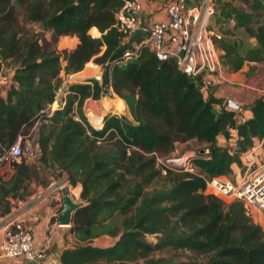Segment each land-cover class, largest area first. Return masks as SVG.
<instances>
[{"label":"trees","instance_id":"16d2710c","mask_svg":"<svg viewBox=\"0 0 264 264\" xmlns=\"http://www.w3.org/2000/svg\"><path fill=\"white\" fill-rule=\"evenodd\" d=\"M123 3L0 0V71L7 60L14 67L0 92V154L34 128L39 143L33 161L22 157L9 180L0 177V216L29 198L35 184L47 186L49 176L66 174L72 186L81 185L83 205L73 213V242L62 250L61 264H264V226L240 200H225L206 185L214 176L234 179L241 153L255 137L264 138V95L254 98L252 116L239 122L237 111L212 87L205 99L201 74L182 71L173 59L159 60L148 46L125 59L132 43L115 27ZM215 4L233 26L214 38L223 68L264 65V0ZM18 7L27 23L42 24L51 37L20 27ZM61 37L77 40L62 52ZM93 62L102 67L99 78L64 86L65 78ZM62 87L65 104L51 113L47 108ZM114 93L134 97L131 116L109 110L96 128L84 112L85 101ZM231 130L236 149L230 146ZM221 134L224 144L218 143ZM191 140L202 144L196 158L200 175L169 167L163 173L158 158L180 154L178 144ZM206 148L208 159L201 154ZM102 237L112 242L93 244Z\"/></svg>","mask_w":264,"mask_h":264},{"label":"built area","instance_id":"2783aa9c","mask_svg":"<svg viewBox=\"0 0 264 264\" xmlns=\"http://www.w3.org/2000/svg\"><path fill=\"white\" fill-rule=\"evenodd\" d=\"M216 11L215 0H171L166 5L165 18L148 20L143 14L142 0H124L117 12L115 27L123 40L131 41L132 46L125 50L123 57L132 59L143 46H148L159 60L173 59L182 71L193 76L201 74V87L207 100L209 89L215 84L217 75L224 70L222 53L214 41L215 37L220 38L221 35L210 27ZM138 30H143L144 34L134 38ZM10 77L8 83L11 82ZM72 80L73 76H70L64 86ZM63 89H59L55 101L48 106L51 113L64 106ZM37 139V135L20 136L10 149L0 154V177L3 181L9 180L14 174L16 161L22 157L29 161L35 159L39 151ZM229 142L232 149L238 147L237 136H231ZM201 154L207 159L211 157L208 148L203 149ZM196 158L197 153H183L165 159L158 158V161L163 173L169 167L200 175ZM241 161L242 165L239 172L234 174V179L224 176L208 178L207 190L225 200H240L247 214L264 217V138L255 137L252 145L241 153ZM65 187L67 183L53 180L44 190L21 203L13 204L7 214L0 216V256L22 257L28 261L45 260L48 257L45 248L35 246L34 234L25 223L24 216L54 195L61 199Z\"/></svg>","mask_w":264,"mask_h":264},{"label":"crops","instance_id":"0c3cea01","mask_svg":"<svg viewBox=\"0 0 264 264\" xmlns=\"http://www.w3.org/2000/svg\"><path fill=\"white\" fill-rule=\"evenodd\" d=\"M171 1V0H170ZM165 0H142L143 14L148 20L163 19L166 17V5L170 2ZM68 38V37H61ZM72 40H77L76 37H70ZM223 53L222 50H220ZM259 67L261 64L250 62L246 63L242 69L236 72H229L225 68L221 74L217 75L215 84L212 86L214 95L221 100L226 90H229L231 85L238 84L243 86H252L255 90L253 98L248 106H245V102H239L241 108L237 111V118L239 122H243L252 116L251 105L254 98L264 90V85L257 83L254 78V73L250 70V67ZM258 65V66H257ZM96 77V76H95ZM228 97H225V100ZM237 101L236 97H233ZM217 108L218 105L216 106ZM231 136H236L235 130L230 131ZM227 141V137L223 134L218 136V143L224 144ZM239 172V166L234 165V174ZM52 181L53 176H49ZM35 190L33 192H39L44 190L47 186L41 184H35ZM78 188V192H73ZM70 195L75 201H78L81 185H76L74 188H68ZM33 194L30 196L32 197ZM29 197V198H30ZM21 203V202H20ZM63 207V193L60 196L54 195L43 203H40L35 208H32L25 216V223L31 228L34 234V243L36 247L45 248L48 252V257L45 260L28 261L22 257H7L0 256V264H61L60 254L64 248L73 242L72 235L68 232L70 226L60 225L58 218L59 213Z\"/></svg>","mask_w":264,"mask_h":264},{"label":"rangeland","instance_id":"374dc122","mask_svg":"<svg viewBox=\"0 0 264 264\" xmlns=\"http://www.w3.org/2000/svg\"><path fill=\"white\" fill-rule=\"evenodd\" d=\"M167 1H170V0H165V2ZM215 2L217 3V0H215ZM17 11H18L17 13L19 16L20 27L21 26L26 27L35 33L46 34L49 38L51 37L50 32L45 31L42 24L37 23V22L29 24L26 22V19L23 16L22 7H18ZM210 27L215 33L221 34L223 36H225V32L232 30L233 28L232 21L226 20L223 17H221L220 10H217L216 14L212 16ZM242 35H243L242 33L236 32L234 36L239 38ZM244 40L246 41V43H249L248 41L249 39L246 36H244ZM75 43L76 41L72 40L70 37L64 38V39L60 38V40L57 42V46H58V49L61 50L62 52H67L75 45ZM2 68L3 70L0 71V92L3 89H5L4 86L8 84V76H11V73L13 72V68H14L13 63L10 60H7L4 62V65H2ZM82 71L83 72L74 74L73 80L68 83L82 82V81H85L95 76L98 78L101 76L102 67L93 62L90 65L87 64L86 67ZM252 72L254 73V78L256 79L257 83L260 85H264V65H261L255 68L254 70H252ZM66 80H68V78H65L64 82ZM254 91H255L254 89L248 88L247 86L234 84V85H231L229 90L225 91L222 99L225 100V97L232 98V99L233 97H236L237 101L236 100L235 101L237 103L245 102V106H248L251 99L253 98ZM260 94L264 95V90H262ZM106 97H109L111 101H117V100L123 99L126 105L125 110L117 108L115 105H113V107L112 105H110L111 107L110 106L108 107L111 108V109L109 108L110 110H116V111L118 110V111L128 114V116H131L130 109H131V104L134 100V97H130L128 100H125L124 98L119 97L115 93L110 96H106ZM104 98L99 99V100L89 98L85 101L84 106H83V109H84V112L87 118L88 119L90 118L89 121L91 122L92 125L95 124L96 128H99V125L97 124V122L94 121L92 114H90L89 112L90 110H93L95 111L94 113H96L97 115H102L104 117V115L109 111V109H107V107L104 105V102H103ZM36 131H37V128H34V130H31L28 133V135L32 137L36 135ZM200 149H202V144L198 143L196 140H191L185 144H178V151L180 154H183V153H195L196 154ZM182 151L183 153H181ZM230 177L232 178L233 174H231ZM54 179L56 181H59L60 183H67L68 188L70 187L74 188V186H72L69 183V180L67 179L66 174L55 176ZM78 201H81L80 197ZM254 218L258 222H260L262 226H264V217H262L259 214H256ZM149 239L152 241L156 240L152 236H149ZM111 242H112V239L110 237H102V238H98L94 240L93 244L104 246V245L110 244Z\"/></svg>","mask_w":264,"mask_h":264},{"label":"water","instance_id":"95a60500","mask_svg":"<svg viewBox=\"0 0 264 264\" xmlns=\"http://www.w3.org/2000/svg\"><path fill=\"white\" fill-rule=\"evenodd\" d=\"M144 34L143 30H138L134 33V38L139 35ZM225 105L233 110H239L241 108V104L237 103L232 98H227L225 100ZM63 207L58 216L59 224L71 226L73 213L76 209L83 205L81 201H75L70 195L69 189L67 187L63 188Z\"/></svg>","mask_w":264,"mask_h":264},{"label":"bare ground","instance_id":"6f19581e","mask_svg":"<svg viewBox=\"0 0 264 264\" xmlns=\"http://www.w3.org/2000/svg\"><path fill=\"white\" fill-rule=\"evenodd\" d=\"M81 72H83V71H81ZM103 102H104V105L107 107V109H109L111 107L110 105H112V107H113V105H115L117 108H120L122 110H125V107H126L125 102H124L123 99H120V100H117V101H111L109 99V97H105ZM108 106H110V107H108ZM94 112L95 111L90 110L89 113L92 114L94 121L97 122V124L99 125V128H100L103 125V116L102 115H97ZM93 126H95V124ZM73 192L77 193L78 192V188L74 189Z\"/></svg>","mask_w":264,"mask_h":264}]
</instances>
